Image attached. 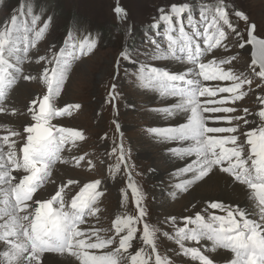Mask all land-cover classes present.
Listing matches in <instances>:
<instances>
[{"label":"snow or ice","instance_id":"snow-or-ice-1","mask_svg":"<svg viewBox=\"0 0 264 264\" xmlns=\"http://www.w3.org/2000/svg\"><path fill=\"white\" fill-rule=\"evenodd\" d=\"M114 11L120 19H126L123 8L117 6ZM159 11L160 18L153 27H159L160 21L167 25L163 34L167 48L153 41L156 44L154 57L175 59L188 67L182 73H171L157 67L141 66L138 81L144 87L157 89L162 96L174 99L171 106L159 111L168 116L178 112L187 115L186 123L179 127L150 130L172 140L189 142L187 147L173 150L178 155L195 157L183 170L192 174L191 179L177 187L186 191L188 185L204 180L214 171L226 173L246 186L249 198L259 209L260 219H250L239 207L226 208L220 201H208L203 213L183 217V226L175 227L174 235L161 232L146 221L147 213L130 170L128 187L135 199L137 215H116L107 228L95 224L84 227L90 217L99 223L98 205L104 195L99 179L82 186L79 181L69 179L48 198L39 197L38 192L46 184L54 183L50 178L55 165L69 163L61 155L65 148L70 152L78 142L86 139L82 130L53 121L70 116L73 109L81 107L79 104L58 107L56 101L74 61L88 55L95 43L85 38L68 47L66 41V47L59 49L51 59L37 55L32 50L43 39L48 23L37 28L40 17L34 15L29 25L20 19L24 15L21 11L0 26V113L9 111L4 102L21 79L38 78L46 91L28 105L31 123L19 132L4 126L7 134L0 136V264H43L45 254L68 256L70 264H171L170 258L158 252V234L173 239L183 255L197 264H216L207 252L217 251L232 254L229 264H264V95L257 96L260 106L255 116L258 123L247 118L250 115L248 108L242 109L243 116L232 115L239 110L237 102L243 101L248 94L244 86L248 85L251 90L253 78L250 77L264 83V38L255 35L257 26L248 23L249 18L244 12L235 11L234 15L247 25V40H242L222 4L202 7L199 21L193 18L187 4H172L169 11L165 12L163 8ZM225 26L239 38L240 48L245 44L252 46L248 72L234 70L236 56L220 59L215 56V51L220 48L227 51ZM120 55L129 59L126 52ZM209 56L211 58L206 59ZM33 60L42 67L39 77L24 74L23 65ZM115 88L113 84L109 103L116 98ZM11 112L16 114L15 109ZM219 121L229 126L210 124ZM234 121L255 126L241 132L240 124H234ZM116 127L119 130L118 123ZM13 137L21 138L19 146ZM117 151L119 163L114 169L109 167L113 174L121 170V164L127 170L122 142L112 149V154ZM86 155L73 156L72 160L79 166ZM87 163L94 168L90 160ZM74 185L79 190L72 192L70 186ZM124 199H127V193H124ZM215 210L225 214L218 215ZM169 220L176 224L175 217H169ZM137 240L140 246L135 245ZM186 241L197 246H186ZM202 241H208L210 245L201 249L198 245Z\"/></svg>","mask_w":264,"mask_h":264},{"label":"rangeland","instance_id":"rangeland-1","mask_svg":"<svg viewBox=\"0 0 264 264\" xmlns=\"http://www.w3.org/2000/svg\"><path fill=\"white\" fill-rule=\"evenodd\" d=\"M172 4H187L196 21L200 20L202 7H215L217 4H222L227 8L231 22L241 33L242 40H247L246 22L234 15L235 11H242L248 16V23L256 24L255 34L264 38V0H0V26L9 22L11 15L21 11L24 15L20 19L29 25L34 15L40 17L37 28L43 27L45 22L48 23L43 39L38 42L37 48L32 50L37 55H46L51 59L54 53L66 47V41L68 47L72 43L78 44L85 38L95 43L94 49L88 55L80 56L74 61L68 73V79L56 101L58 107L68 104H79L81 107L73 109L70 116L53 121L65 127L82 130L86 139L78 142L77 147L72 148L70 152L66 147L61 155L68 159L69 163H57L50 178L54 183L49 182L38 192L39 197L48 198L54 194L62 182L66 183L69 179L79 181L80 186L90 181L101 180L100 188L104 195L100 198L98 205L99 223L97 224L95 218L90 217L88 224L84 227L95 224L97 227L107 228L111 226L116 215H137L135 199L128 187L129 170L132 180L139 189L141 204L147 213L146 221L158 227L161 232L174 235V228L183 226L182 218L194 217L197 212L203 213L208 201H220L226 205V208L239 207L241 210L243 208L237 203L232 206L226 201L227 199L205 196L209 191H214V187L205 186L203 189L206 191L193 192L199 189V184L203 180L196 182L197 184L192 183L187 191L180 188L178 190L179 180L175 182V186L173 185L176 175L172 173L173 162L167 156L165 147L157 140V134L150 131L156 128L160 119L166 121L167 115L159 109L167 107L168 101L174 99L162 96L157 89L144 87L138 81L141 66L157 67L171 73H182L188 67L186 63L175 59L154 57L156 44L153 41L162 48H167V40L163 35L167 25L163 21H160L159 27H153V25L160 18L159 9L163 8L167 12ZM117 6L126 11V19H120L117 16L114 11ZM184 23L187 30V13L184 15ZM225 31L228 32V39L224 42L228 52L220 48L215 51V56L217 59L236 56L234 70L248 72L250 59L247 44L240 48L237 43L239 38L226 26ZM122 52H126L129 59L121 57ZM210 58V56L206 57V59ZM23 71L26 75L39 77L42 67L33 60L32 63L23 65ZM257 71H259L258 68ZM250 78H253L251 90L248 85L244 86V91L248 94L243 101L237 102L239 110L232 115L243 116L242 109L248 108L250 115L247 118L258 123V117L255 116L260 106L257 96L264 95V83L257 78ZM113 84L116 85V98L113 103H109V92L112 91ZM20 86H25L27 89L21 96L18 95ZM45 91V85L38 78L29 81L21 79L13 88L8 100L4 102V106H8L9 100H12L13 105L9 108L15 109L16 114H11V111L9 114L0 113V118H9V122L0 121V135L7 134L4 126L19 132L25 126L24 123H31L28 105L32 99ZM117 123L119 130L116 127ZM233 123L240 124L241 132L247 131L250 126H255V124L245 125L243 121ZM211 124L229 126L223 121L211 122ZM243 139L244 137L241 136V140ZM15 140L19 146L21 138L17 137ZM121 142L124 147L127 170L121 164V170L113 174L109 172V167L112 166L114 169L119 163V151L112 154V149ZM85 154H87L85 161H81L80 165L76 166L72 157ZM89 160L94 168L89 167L87 163ZM155 171H158L160 175ZM70 188L72 192L79 190V187L75 185ZM217 190L218 188L215 191ZM124 193H127L126 200ZM194 196L199 197L197 199L200 201L192 200ZM185 197L188 202H182ZM177 202H180L177 209H173L172 206ZM197 205L200 207L198 208ZM211 211L213 210H209ZM215 211L218 215L225 214L219 210ZM169 217H177L175 225ZM259 219L256 217V220ZM139 227L142 230V225ZM185 244L197 246L194 242L186 241ZM135 245L140 246V241H135ZM198 246L206 249L202 242ZM157 249L161 256L170 258L171 264H197L190 257L183 255L179 245L173 239L162 234H158ZM225 252L232 256L228 251H217L216 254L207 252V254L216 261V264H227L229 263L227 258L222 257Z\"/></svg>","mask_w":264,"mask_h":264},{"label":"bare ground","instance_id":"bare-ground-1","mask_svg":"<svg viewBox=\"0 0 264 264\" xmlns=\"http://www.w3.org/2000/svg\"><path fill=\"white\" fill-rule=\"evenodd\" d=\"M250 46V47H249ZM248 55H249V59L251 61V52H252V47L251 45H248ZM228 52V51H227ZM245 56V55H244ZM35 65V64H34ZM181 70V69H180ZM27 89L25 88V86H20V90L18 91V95L21 96L23 92H25ZM33 91V90H32ZM27 94V93H26ZM169 100V99H168ZM17 101V100H16ZM175 101L174 100H169L167 103V107L171 106ZM13 105L12 100H9L8 102V106H4L6 107L9 111L7 112L9 114V112L11 111V109L9 108V106ZM18 111V110H17ZM12 114V113H11ZM164 118V117H163ZM0 121H3L4 123L6 121L9 122V118L5 117V118H0ZM187 121V115L185 113H175L172 116H168L167 115V119L166 121H162L160 119V121L157 123L156 128H175V127H179L181 125H183L184 123H186ZM22 122V121H21ZM24 123V122H22ZM211 124V122H210ZM24 125H26V123H24ZM212 125V124H211ZM213 126V125H212ZM155 127V126H154ZM153 128V127H152ZM153 134V133H152ZM151 134V135H152ZM1 136V135H0ZM154 136V135H153ZM157 136V140L159 142L162 143V145L165 147V151L167 156L170 157V159L173 162V172L172 173H176L175 177H174V183L173 185L175 186V182L177 180H179L178 184L180 182L184 183L188 180L191 179L192 174L191 173H186L183 170L189 166V164L192 162V160L195 159V157H189V156H184V155H178L175 151H173L174 149H182L188 146L189 142H185V141H179V140H172L160 135H156ZM155 139V138H154ZM161 145V144H160ZM162 147V146H161ZM155 148V147H154ZM157 153V152H156ZM166 160V159H165ZM161 162V161H160ZM171 163V162H170ZM158 166V165H157ZM168 167V166H167ZM160 168V167H159ZM161 169V168H160ZM170 171V170H169ZM158 175H160V173H158V171H155ZM155 174V173H153ZM59 175H57L58 177ZM158 177V176H157ZM197 184V183H196ZM168 185V184H167ZM194 185V184H193ZM200 187L199 189H197V191H193V192H198V191H206L205 186L208 187H214V191H209L208 195L205 196H216L222 199H227L226 201L230 204H232V206H234V203H237L240 206H243L242 210L245 211L248 215V217L250 219H255L256 217L260 218V213H259V209L258 207L252 202V200L249 198V193L248 190L246 188V186L239 184L238 182L234 181L231 177H229L226 173H222L217 171H214L209 177L205 178L203 181H201V183L199 184ZM49 186V185H47ZM191 184L188 185V187L190 188ZM197 186V185H196ZM192 188V187H191ZM218 188L217 191H215ZM178 189V187H177ZM47 190V189H46ZM179 190V189H178ZM188 190V188H187ZM186 190V191H187ZM48 191V190H47ZM161 191V190H160ZM156 192V191H155ZM192 194V193H191ZM43 195V194H42ZM157 195V194H155ZM154 195V196H155ZM40 196V195H39ZM44 196V195H43ZM202 196V195H201ZM240 196V197H239ZM46 197V196H45ZM165 197V196H164ZM168 197V196H167ZM200 197V195H199ZM199 197L194 196V198L192 200H198ZM198 198V199H197ZM201 198V197H200ZM245 198V200H244ZM167 199V198H166ZM188 202V200L183 199L182 202ZM203 201V200H202ZM181 202V203H182ZM232 202V203H231ZM177 202L175 205L172 206L173 209H177L178 206ZM205 203V202H204ZM195 204V203H194ZM227 204V203H226ZM250 204V205H249ZM188 205V204H187ZM190 205V204H189ZM200 205V204H199ZM162 206V205H161ZM194 206V205H193ZM198 206V205H197ZM205 206V204H204ZM226 206V205H225ZM164 207V206H163ZM182 207V206H181ZM200 206H198L199 208ZM161 208V207H160ZM188 208V207H187ZM168 209V208H167ZM166 211V210H165ZM180 211V210H179ZM183 211V210H182ZM195 211V210H194ZM163 212V211H162ZM174 212V211H173ZM161 213V212H160ZM169 213V212H168ZM182 213V212H181ZM161 215V214H159ZM177 218V217H176ZM202 243L205 245V247L207 248L210 244L207 243L206 241H202ZM211 253V252H210ZM216 254V253H215ZM214 255V254H212ZM222 257H226L228 261H230V259L232 258V256L230 254H227L225 252V255H223ZM190 259V258H189ZM187 260V259H186ZM185 261V260H184ZM189 262V261H188ZM43 264H70V258L68 256H58L55 254H45L44 258H43ZM186 264V263H185Z\"/></svg>","mask_w":264,"mask_h":264},{"label":"water","instance_id":"water-1","mask_svg":"<svg viewBox=\"0 0 264 264\" xmlns=\"http://www.w3.org/2000/svg\"><path fill=\"white\" fill-rule=\"evenodd\" d=\"M256 35V34H255ZM259 37V36H258ZM261 38V37H260ZM252 47V46H251Z\"/></svg>","mask_w":264,"mask_h":264}]
</instances>
